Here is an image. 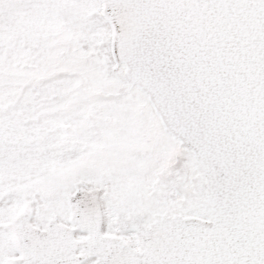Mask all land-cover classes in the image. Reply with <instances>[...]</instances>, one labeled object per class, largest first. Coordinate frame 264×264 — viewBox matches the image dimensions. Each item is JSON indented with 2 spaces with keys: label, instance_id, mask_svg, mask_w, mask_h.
I'll return each mask as SVG.
<instances>
[{
  "label": "snow or ice",
  "instance_id": "6c2138e0",
  "mask_svg": "<svg viewBox=\"0 0 264 264\" xmlns=\"http://www.w3.org/2000/svg\"><path fill=\"white\" fill-rule=\"evenodd\" d=\"M0 264H264V0H0Z\"/></svg>",
  "mask_w": 264,
  "mask_h": 264
}]
</instances>
